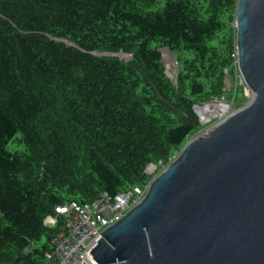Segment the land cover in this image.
Segmentation results:
<instances>
[{"label":"trees","instance_id":"obj_1","mask_svg":"<svg viewBox=\"0 0 264 264\" xmlns=\"http://www.w3.org/2000/svg\"><path fill=\"white\" fill-rule=\"evenodd\" d=\"M157 2L0 0V264H50L57 206L144 186L199 132L195 105L231 99L238 0Z\"/></svg>","mask_w":264,"mask_h":264},{"label":"water","instance_id":"obj_2","mask_svg":"<svg viewBox=\"0 0 264 264\" xmlns=\"http://www.w3.org/2000/svg\"><path fill=\"white\" fill-rule=\"evenodd\" d=\"M235 24L252 99L185 144L102 233L95 264H264V0H238Z\"/></svg>","mask_w":264,"mask_h":264},{"label":"built area","instance_id":"obj_3","mask_svg":"<svg viewBox=\"0 0 264 264\" xmlns=\"http://www.w3.org/2000/svg\"><path fill=\"white\" fill-rule=\"evenodd\" d=\"M236 68L239 72L237 60L235 62V70ZM240 81L242 87L245 88L246 84L242 76ZM209 104L211 103H205L201 106ZM214 104L217 103H213L212 108H214ZM228 115H226L225 118ZM202 117L203 116H201V118ZM178 155L179 153L173 156V158L169 160L168 165L174 161ZM166 166L167 165L161 164L160 172L156 173L157 167L155 165H150L147 168V173L150 175V178L144 186L119 192L114 196L103 192L97 199L89 203L80 204L78 202H71L69 204L57 206L55 209L57 215L63 217L65 223L62 228H60V231L51 239V250L45 253L47 261H49L50 264H95L91 256V251L102 237V233L107 228L120 221L132 207L143 200L153 179L160 174ZM58 216H48L44 220V224L50 228L57 227L59 223Z\"/></svg>","mask_w":264,"mask_h":264},{"label":"rangeland","instance_id":"obj_4","mask_svg":"<svg viewBox=\"0 0 264 264\" xmlns=\"http://www.w3.org/2000/svg\"><path fill=\"white\" fill-rule=\"evenodd\" d=\"M164 4H165V0H158L157 4L155 6H151V9H152V11H158L161 8H163ZM233 13H235V16H236V9H234ZM232 26H233V36L236 40V31L237 30L235 29V22H233ZM235 50H236V55H237V49L235 48ZM162 53H163V61H164V65H165L167 73H169V69L173 68V70H174L173 73H170L172 75V78H170V80L174 83V85H176L178 75H179V67L177 64V54L172 53L171 51L167 52L166 48L162 49ZM115 54H118V53H115ZM125 54H127V53H125ZM129 55H131L133 57L132 54H129ZM235 62H234V65H235ZM227 72L228 71H226L227 76H226L225 89L230 92L231 89L233 88V91L231 94V99L225 100L223 96L220 98H212L211 97V99H209L208 102H206V103H211V105L215 102L217 104H214V105H216V107H214V108L211 107V110H212L211 112H210V107H209V112L207 113V116L209 118H207V119H205L203 117L200 118L201 128H200L199 132L194 136V138L197 137L198 135H201L208 128L212 127L213 125H215L219 121L223 120V118H225L226 115L231 114L234 111H236L237 109L244 107L252 99L251 90L248 88L247 85H245L246 90H245V88H243L244 91H242L244 95L243 96L239 95V93L241 91L240 86L242 87V85H241V81H240L241 75L237 71V68L235 70V67H234V70L230 74H228ZM247 91H249V92H247ZM220 104H222V105L220 106ZM224 104L227 106L226 109L224 108ZM201 105H203V104H201ZM221 108H223V110ZM20 136H21V134L19 133L16 138H18ZM8 149L11 152H19V153L26 152L25 144L23 142L18 143L16 140L12 141L9 144ZM171 158H173V156ZM45 243H46V238L43 237L42 240L39 242L38 246L42 247Z\"/></svg>","mask_w":264,"mask_h":264},{"label":"bare ground","instance_id":"obj_5","mask_svg":"<svg viewBox=\"0 0 264 264\" xmlns=\"http://www.w3.org/2000/svg\"><path fill=\"white\" fill-rule=\"evenodd\" d=\"M174 72V70H173V68L172 69H169V73H173ZM222 104H220V106H221ZM209 107H210V111H211V107H212V105L211 104H209V105H205L203 108H204V110L203 111H201V115L203 116V118H209L208 116H207V113L209 112ZM214 107H216V105L214 106ZM224 108L226 109L227 108V106L224 104ZM222 110H223V108H221Z\"/></svg>","mask_w":264,"mask_h":264},{"label":"clouds","instance_id":"obj_6","mask_svg":"<svg viewBox=\"0 0 264 264\" xmlns=\"http://www.w3.org/2000/svg\"><path fill=\"white\" fill-rule=\"evenodd\" d=\"M236 22V21H235ZM153 165V164H152Z\"/></svg>","mask_w":264,"mask_h":264}]
</instances>
